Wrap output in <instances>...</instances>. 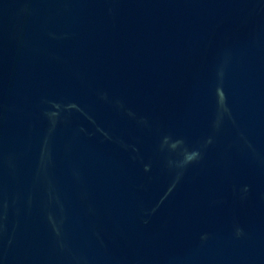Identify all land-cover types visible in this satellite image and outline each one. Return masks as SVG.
I'll use <instances>...</instances> for the list:
<instances>
[{"label": "water", "instance_id": "1", "mask_svg": "<svg viewBox=\"0 0 264 264\" xmlns=\"http://www.w3.org/2000/svg\"><path fill=\"white\" fill-rule=\"evenodd\" d=\"M0 264H264V0H0Z\"/></svg>", "mask_w": 264, "mask_h": 264}]
</instances>
